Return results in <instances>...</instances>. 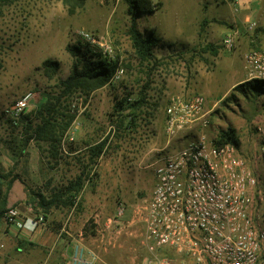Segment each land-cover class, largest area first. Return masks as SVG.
Here are the masks:
<instances>
[{
    "label": "rangeland",
    "instance_id": "1",
    "mask_svg": "<svg viewBox=\"0 0 264 264\" xmlns=\"http://www.w3.org/2000/svg\"><path fill=\"white\" fill-rule=\"evenodd\" d=\"M81 1L79 4L77 0H0V140L9 139L20 130L18 125L12 127L2 118L1 110L4 105L24 91L31 90L34 98L28 111L34 110L43 102V91H59V83L70 74L74 59L67 47L79 41L75 34L81 28L102 35L112 48L108 55H118L120 66L124 68L123 75L117 81L90 93L92 97L103 98L102 107L107 112H113L115 96H121L125 87L132 92L133 97L136 96L140 87L148 81L146 73L150 72L146 102L137 121L139 125L128 134L121 131V205L124 206V214L121 216V247L110 248L102 244L99 248L95 247L93 255L97 257L99 254L100 258H103L97 264H144L146 256L150 257L151 254L141 242L142 222L133 210L142 200L149 197L155 180L154 167L159 159L154 153L145 158L140 157V160L137 157L129 169V165L125 164L127 170L124 175L122 160L132 162L136 158L135 153L139 145L150 142L149 137L154 131H151L147 121L155 109L161 112L160 108L164 109L171 95L188 96L194 93L205 97V107L209 110V125L206 128L208 136L214 137L219 129L226 126L233 127L239 138L240 151L252 160V152L257 145L256 126L264 121V90H250L249 97H245L234 91L233 87L247 80L242 55L252 47H264V27L256 24L252 29H247L246 25V32L258 35V39L254 44L236 36L235 48L231 50L225 49L220 41L224 33H231L225 25L220 26L219 32L212 39L201 38L196 48L187 53L174 49L172 51L168 44L164 48L156 46L154 52L160 62L150 71L133 58L127 35L130 16L126 1ZM152 1L160 2L161 5L153 15L139 16V28L143 32L146 28L155 29V24L159 23L167 30L168 17L174 20L177 15H181V10L185 11L187 8L180 7L176 11L170 0ZM197 1L203 8L207 6L205 12L208 17H223L228 20L230 9L233 13L239 8L241 12L243 9L241 3L236 0L233 5L226 0L225 3H220L218 8L212 5L211 0ZM185 15H189L187 10ZM207 43L220 47L214 54L210 50H204ZM163 49L170 54H164ZM47 59L58 63L55 72L44 68L43 62ZM90 95H79L78 91H75L72 96L64 98L63 105L69 108L70 112L75 111L86 105ZM74 101L78 107L72 110L71 104ZM151 117L153 118V115ZM154 118L158 127L155 143L161 146L166 135L160 130L159 118ZM178 136L181 134L170 140L171 146L165 147L162 154L173 153L185 143V136L181 139H178ZM253 165V169H258L260 175H264L262 159ZM16 207L23 216L35 217L30 206L28 209L23 205ZM58 212L57 208H53L45 213L43 228H53L56 225ZM43 231L40 229L32 238L35 241L40 240ZM52 231L54 230H47L48 234H53ZM101 233L97 230L90 232L93 237ZM19 235L20 233L8 227L4 218L0 219V264H55L56 247H42L33 242L35 245H31L21 239L22 243ZM50 240L53 242L52 237ZM103 247H106V251ZM78 256V251H71L69 255L70 258H82L84 254Z\"/></svg>",
    "mask_w": 264,
    "mask_h": 264
},
{
    "label": "built area",
    "instance_id": "2",
    "mask_svg": "<svg viewBox=\"0 0 264 264\" xmlns=\"http://www.w3.org/2000/svg\"><path fill=\"white\" fill-rule=\"evenodd\" d=\"M255 25L248 21L249 29ZM75 36L105 54L112 51L102 35L81 28ZM236 36L226 34L222 46L234 49ZM242 62L247 79L264 80V48H250ZM123 73L117 67L110 83ZM33 98L31 90L24 91L3 106L2 118L16 127ZM71 107L77 109V103ZM164 115L168 140L195 125L200 131L159 158L150 196L134 207L142 222L141 242L151 254L144 264H264V175L253 169L258 160L264 161V121L256 126L257 145L249 160L234 143L217 144L216 135L208 136L204 95L171 96ZM123 214L119 204L115 216ZM3 218L13 231L33 237L44 225L42 215L25 217L14 206Z\"/></svg>",
    "mask_w": 264,
    "mask_h": 264
},
{
    "label": "crops",
    "instance_id": "3",
    "mask_svg": "<svg viewBox=\"0 0 264 264\" xmlns=\"http://www.w3.org/2000/svg\"><path fill=\"white\" fill-rule=\"evenodd\" d=\"M211 1L213 2L212 5L218 8L220 3H225L226 0ZM227 1L233 5L232 0ZM236 1L241 3L242 12L240 8L235 13L232 9L229 12L228 8L230 17L226 20L223 17H208L205 12L207 6L203 8L197 0H170V4L176 7V11L180 7H187L186 10L189 15H185L186 10H181V15H177L174 20L169 16L167 30L163 29L161 23L155 24V32L156 34L158 32L157 36L161 39V47L164 48L168 44L172 51L173 49L184 53L193 51L201 38L204 40L206 38L212 39L222 25H225L231 33L234 32L241 39L245 38L246 41H252L255 44V40L259 36L247 33L245 28L247 25L248 29V21H254L255 24L264 27V0ZM226 34L224 33L220 39L222 40ZM248 43L250 44V42ZM163 51L164 54H170L164 49ZM102 103L103 98L98 99L90 95L84 106L86 109L80 107L71 112L72 119L69 128L64 133L61 143L52 148L53 154L50 153L51 148L47 144L38 145L30 141L24 149V155L18 159L13 155L11 149L0 140V168L3 171L12 170L13 175H16L7 192V207L18 203V205L29 208L23 203L26 198L25 184L46 190L54 184L67 182L68 179L80 174L82 169L84 171L85 181L79 194L75 196V202L70 207L57 209L59 216L53 228L41 227V231L45 230L41 239L37 240L38 242L29 234L20 233L19 235L20 239L38 243L42 247H56L55 264H74L77 262L97 264L103 258H100L99 254L97 257L93 256L95 247L99 248L98 246L102 244L110 248L121 247V217L116 218L115 216L116 208L121 204V131L128 134L135 129L121 130V126L124 128V124L121 125L117 114L104 110ZM160 109L161 112L155 109L152 114L153 118L150 115V120L147 121L151 131H154L149 137L150 142L139 145L135 153L136 158L132 162L122 160V164H124L122 167L123 175L137 157L140 160L154 153L159 159L167 153L162 154V150L165 147L168 148V145L171 146L170 140L166 136L161 146L155 143L158 127H156L157 122L154 117L159 118L160 130L164 133L165 115L164 109ZM205 110L209 113L206 107ZM199 131V127L195 125L186 130L183 135L178 136V139L185 136L184 142H186L195 138ZM104 138H107V141L102 147L101 154L95 163L89 162L91 148ZM128 157L126 156V158ZM125 164L129 165L127 169ZM92 172L95 175L90 181L87 175H91ZM153 185L154 182L152 187ZM49 229L54 230L52 231L53 234H48L47 230ZM93 230L102 233L93 237L90 234ZM51 237L53 242L50 240ZM103 250L106 251V247H103ZM71 251L74 253L78 251V255L84 254V257L70 258Z\"/></svg>",
    "mask_w": 264,
    "mask_h": 264
},
{
    "label": "trees",
    "instance_id": "4",
    "mask_svg": "<svg viewBox=\"0 0 264 264\" xmlns=\"http://www.w3.org/2000/svg\"><path fill=\"white\" fill-rule=\"evenodd\" d=\"M125 1L130 16L127 35L131 43L133 58L151 71L160 62L154 54V47L162 46L161 39L153 27L146 28L145 32L141 31L138 19L140 15H153L161 3H154L152 0ZM77 2L82 3L81 0H77ZM218 47L220 46L207 43L204 50H210L215 54ZM67 49L74 59L70 74L59 83V91L57 93L43 91L41 93L43 102L39 107L26 111L21 117L18 125L20 130L11 138L2 140L18 159L24 155V149L30 141L38 145L47 144L51 148L50 153L53 154L52 148L61 143L72 119L69 108L63 105L64 98L72 96L75 91H78L79 95L88 96L98 88L112 84L110 80L117 67L120 66L118 55L110 56L80 41L76 44H70ZM43 66L47 71L55 72L58 63L47 59L44 60ZM149 73H146L148 81L140 87L136 96L133 97L132 92L127 87L121 96H115L113 112L117 114L121 125L124 124L123 129L130 131L139 125L137 121L140 119L141 108L146 102L147 90L150 85ZM233 89L243 96L249 97L250 90L256 92L264 90V80L247 79L237 83ZM106 141L107 138H104L94 144L91 148L89 162H96ZM214 142L217 144L232 142L237 146L240 143L236 130L231 126L219 129ZM94 175L95 173L92 172L91 175H87V178L91 181ZM15 176L12 170L3 171L0 168V219L3 218L8 208L7 192ZM84 181L85 176L82 169L80 174L68 179L67 182L54 184L46 190L25 184L26 198L23 203L31 207L35 216L42 215L45 220V213L50 209L70 207L75 202V196L79 194ZM13 206H18V203ZM20 241L22 242L21 239ZM26 243L33 244L32 242Z\"/></svg>",
    "mask_w": 264,
    "mask_h": 264
}]
</instances>
